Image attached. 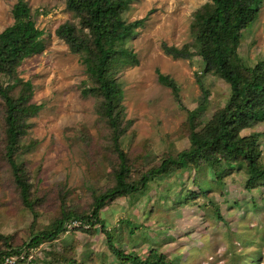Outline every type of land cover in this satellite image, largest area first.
<instances>
[{"label":"rangeland","instance_id":"rangeland-1","mask_svg":"<svg viewBox=\"0 0 264 264\" xmlns=\"http://www.w3.org/2000/svg\"><path fill=\"white\" fill-rule=\"evenodd\" d=\"M24 1L43 33L44 50L23 60L17 76L32 85L31 103L41 109L29 120L14 155L20 180L29 187L28 208L5 158L0 99V237L7 239L5 244L0 238V253L21 248L27 258L23 245L32 237L48 232L63 213H88L93 197L114 186L119 161L114 133L98 113L100 101L88 92L93 82L79 56L55 36L66 22L80 30L81 17L69 10L66 0ZM16 3L0 0V33L13 24ZM211 7L209 0H130L121 16L127 23L143 20L124 44L136 63H129L122 52L111 61L123 90L119 144L128 160V183L189 149L192 130L204 134L230 99L225 81L203 74L195 49L189 60L162 51L163 44L192 48L198 21ZM241 35L240 64L247 69L264 65V0ZM156 71L176 83L179 102L158 83ZM239 137L255 139L257 165L264 171V121L243 129ZM99 218L126 258L110 251L100 226L72 222L57 239L29 248L31 261L132 264L129 256L144 261L155 251L173 264H264V179H251L239 158H222L216 170L201 160L168 168L143 192L106 202Z\"/></svg>","mask_w":264,"mask_h":264},{"label":"trees","instance_id":"trees-1","mask_svg":"<svg viewBox=\"0 0 264 264\" xmlns=\"http://www.w3.org/2000/svg\"><path fill=\"white\" fill-rule=\"evenodd\" d=\"M66 1L69 10L81 17L80 30L66 22L55 30V36L68 46L71 53L79 56L87 76L94 84V88L88 92L99 99L98 113L114 133L112 144L119 166L114 177V186L93 197L88 213H63L48 232L32 237L23 248L29 250L44 241L55 240L66 231L69 223L77 222L85 227L100 226L110 251L116 256L126 258L115 249L99 218L101 207L106 202L141 193L152 179L165 174L168 168H184L188 163L195 164L200 160L216 170L222 158H239L245 162L251 179H264V171L257 165L255 139L239 137V132L243 129L264 121V65L259 63L247 69L240 64L237 56L242 39L241 32L256 20L261 0H209L211 10L198 21L192 48L162 45L166 56L180 60H189L194 54L192 49H195L203 60V74H214L225 81L230 87L231 96L224 110L217 115L204 134L192 130L189 135V149L174 158L162 160L159 166L144 172L132 183L127 182L128 160L119 144L123 90L115 79L117 72L111 61L122 52L127 54L129 63H136L134 56L124 48V44L134 37L143 20L127 23L122 19L130 0ZM11 15L13 24L0 33V80L5 79L8 82L7 85L0 84V99L5 108V158L21 190L23 203L31 208L28 202L29 187L20 180L14 155L21 138L26 134L29 120L37 115L41 106L31 103L32 85L17 76V68L23 60L42 53L44 41L43 33L36 28L24 0H17ZM82 30H87L88 35L81 34ZM156 74L158 83L170 89L174 99L179 102L176 83L159 71ZM197 82L201 88L200 80ZM15 90L17 93L14 96ZM0 238L6 244L7 239ZM21 253V248L12 254L1 252L0 264L4 257L18 256ZM127 260H131L132 264H173L155 251H151L144 261L136 256H129Z\"/></svg>","mask_w":264,"mask_h":264},{"label":"built area","instance_id":"built-area-1","mask_svg":"<svg viewBox=\"0 0 264 264\" xmlns=\"http://www.w3.org/2000/svg\"><path fill=\"white\" fill-rule=\"evenodd\" d=\"M30 250H28V257H24V255H22V253L18 256L16 255H10V256H6L2 259L1 264H19L22 261H25L24 264H34L31 260H32V256L30 254ZM27 255V253L25 254Z\"/></svg>","mask_w":264,"mask_h":264}]
</instances>
